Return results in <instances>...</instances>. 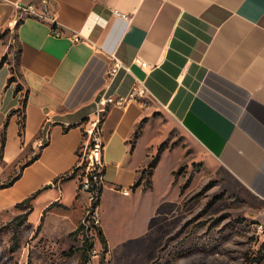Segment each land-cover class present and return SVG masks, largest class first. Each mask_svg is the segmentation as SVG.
I'll use <instances>...</instances> for the list:
<instances>
[{
  "label": "crops",
  "instance_id": "0c3cea01",
  "mask_svg": "<svg viewBox=\"0 0 264 264\" xmlns=\"http://www.w3.org/2000/svg\"><path fill=\"white\" fill-rule=\"evenodd\" d=\"M28 2L41 9L43 0H0V33L16 31L23 85L9 81L7 33L0 38V60L8 56L0 66V131L9 117L0 216L34 195L33 225L42 215L44 226L53 219L54 202L82 217L90 192L70 174L103 112V191L137 190L158 139L145 142L147 123L134 132L155 108L264 204V0H49L55 21L23 12L18 4ZM116 59L121 66L110 76ZM139 85L148 91L138 99L102 103Z\"/></svg>",
  "mask_w": 264,
  "mask_h": 264
},
{
  "label": "rangeland",
  "instance_id": "374dc122",
  "mask_svg": "<svg viewBox=\"0 0 264 264\" xmlns=\"http://www.w3.org/2000/svg\"><path fill=\"white\" fill-rule=\"evenodd\" d=\"M6 41L13 51L10 62L17 86L15 30L8 32ZM146 123L145 142L158 139L148 164L155 156L160 158L152 174L149 169L144 175L141 171L142 186L137 190L128 187L130 191L124 193L104 188L100 226L108 250L104 251L97 231L85 226V231L94 234L96 249L88 264H264L261 200L202 152L170 115L152 109L138 124L137 135ZM79 159L83 165L73 172L80 182L87 162L84 144ZM148 180L152 185L146 186ZM82 202L88 203L90 198ZM86 207L81 217L80 209L51 203L48 210L54 209L56 214L45 226L43 219L39 231L30 221V213L24 218L27 204L0 216V264H76L85 231L71 232L78 228ZM31 213L33 218L38 215L34 210ZM17 224L21 245L11 254L12 228Z\"/></svg>",
  "mask_w": 264,
  "mask_h": 264
},
{
  "label": "built area",
  "instance_id": "2783aa9c",
  "mask_svg": "<svg viewBox=\"0 0 264 264\" xmlns=\"http://www.w3.org/2000/svg\"><path fill=\"white\" fill-rule=\"evenodd\" d=\"M18 6L23 12H27L29 15H34L41 19H49L55 21L54 16H52L49 11V0H43L41 9H39L37 4L33 2L19 3ZM52 30L56 34H61L63 28L60 25L55 24L52 26ZM120 66V60L116 59L113 66L109 69V75L113 76ZM147 91L148 89L144 85L134 86L128 96H103L102 103L106 104L108 102H114L116 104H123L124 101L127 100V98L138 99L139 97L144 96ZM100 119L101 117L99 116L95 120L91 121L90 126L87 129L88 138L84 144V153L86 155L87 162L85 164V167H82L83 173H81L82 178L80 179V188L88 190L90 192V202L86 207L87 212H85V215L83 216L81 221L83 226L82 231H85V226H87V229H90V227H92L97 231L96 227L101 225L100 207L99 204L95 203L97 200V186L103 183L102 168L104 167ZM82 163V160L80 161L78 156L77 165H83ZM129 191V188L123 189L124 193H128ZM90 219H92V222H90L91 224L87 222ZM85 232L89 236L90 240L93 241V246L90 249V253L92 251L96 252V249L94 247V234L90 235L88 231Z\"/></svg>",
  "mask_w": 264,
  "mask_h": 264
},
{
  "label": "trees",
  "instance_id": "16d2710c",
  "mask_svg": "<svg viewBox=\"0 0 264 264\" xmlns=\"http://www.w3.org/2000/svg\"><path fill=\"white\" fill-rule=\"evenodd\" d=\"M9 29H4L1 33H0V38L4 37L7 33H8ZM20 52V47H18V50H17V53ZM7 55H3L1 60H0V66L6 61L7 59ZM14 74H12V76H10L9 78V81L11 80H14ZM22 86L20 85V83L17 84L16 86V90L20 89ZM27 101V96L23 99V103H22V109L21 108H18L20 109L22 112V117L20 118V133L23 132V129L25 127V115L23 113V107L25 106V103ZM13 111V109L11 110ZM105 112H103V115L101 116V119H100V122L103 120V116H104ZM8 120H9V117L7 118V120L5 121L3 127L1 128V143H0V157L3 155V151H4V147H5V143H6V129H7V125H8ZM141 127V124L139 125L138 129L135 131V134L137 135L138 134V131ZM159 156H155L153 158V160H151L149 162V164L147 165V167L142 171L143 175H144V172L146 169H149V173L152 174L153 173V170L159 160ZM23 166H21L22 168ZM76 168H78V165L76 166ZM21 170V169H20ZM74 171V170H73ZM72 171V173L70 175H74V172ZM104 171V167L102 168V173ZM20 174V171L18 172V175ZM142 183V176H140L136 182L134 183V188L138 185H140ZM1 185H4V183H0V186ZM152 185V181L151 180H148L147 181V184L146 186H150ZM145 186V187H146ZM102 192H103V183L98 185L97 186V200H96V204H99L100 202V199H101V195H102ZM34 195H31L29 197H27L26 199H24L22 202H20L17 206H20V205H23V204H27L28 205V208L26 209V212L24 214V218H27V215L32 211L33 209V203H32V197ZM43 219H44V215H42L41 217V222L38 224L37 226V231L40 230L41 226H42V223H43ZM83 229V226H82V223L80 222L78 228H76L75 230H73L71 233H76L78 232V230L82 231ZM97 229V234H98V237L100 238V240L102 241L103 243V247H104V251H107L108 250V240H107V237L105 235V233L103 232L101 226H97L96 227ZM84 232V231H83ZM84 239H83V242L81 244V246L79 247V249L81 250V257L80 259L77 261L76 264H88L90 259H91V253H90V249L92 248L93 246V241L90 240L89 236L86 234V232L84 233ZM21 245V228H20V225L17 224L15 227L12 228V243L10 245V248H9V251L10 253H14Z\"/></svg>",
  "mask_w": 264,
  "mask_h": 264
}]
</instances>
